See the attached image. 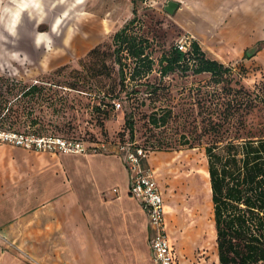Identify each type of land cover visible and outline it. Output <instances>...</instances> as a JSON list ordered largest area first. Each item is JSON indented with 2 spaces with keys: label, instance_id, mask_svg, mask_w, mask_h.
Instances as JSON below:
<instances>
[{
  "label": "rangeland",
  "instance_id": "374dc122",
  "mask_svg": "<svg viewBox=\"0 0 264 264\" xmlns=\"http://www.w3.org/2000/svg\"><path fill=\"white\" fill-rule=\"evenodd\" d=\"M167 1L181 3L173 15L164 10ZM185 1H87V9L114 10L112 17H117L118 27L129 24V33L147 41L152 68L131 80L126 75L132 72L134 60L125 50L115 53V28L101 33L76 22L75 0H66L67 15L29 0H0V77L21 86L43 87L37 103L29 104L31 109L25 104L28 98H22L24 102L19 99L15 104L28 107L25 111L10 119L2 113L0 129L79 141L88 150L64 154L8 144H0V148L22 152L21 191L33 190L41 196L49 193L52 201L63 198L79 203L91 214L89 229L97 231L127 230L117 200L125 163L113 146L129 144L149 150L145 166L155 171L179 264H216L205 156L211 137L204 129L211 117H225L224 98L217 101L219 88L253 92L264 102V27L258 38L248 30L242 36L237 34L233 14L238 0H223L215 26H202L187 15ZM248 2L244 0L246 6ZM117 9L120 14L115 13ZM110 12L97 15L110 18ZM182 35L193 36L206 57L229 69L222 83H213L209 74L194 75V68L186 63L162 73L161 57L169 54ZM50 87L55 90L54 106H50ZM17 88L14 94L18 95ZM6 95L12 99L8 92ZM167 110L172 112L167 122L161 125L159 120V126L153 127L149 116L156 113L159 119ZM243 112L240 108L234 115L235 124L242 118L249 127L262 121L255 110L245 117ZM129 116L132 139L125 125ZM245 134L238 132L241 137ZM151 144L160 149L153 150Z\"/></svg>",
  "mask_w": 264,
  "mask_h": 264
},
{
  "label": "crops",
  "instance_id": "0c3cea01",
  "mask_svg": "<svg viewBox=\"0 0 264 264\" xmlns=\"http://www.w3.org/2000/svg\"><path fill=\"white\" fill-rule=\"evenodd\" d=\"M87 1L75 0L76 22L101 33L119 30L122 24L117 26V17H112L114 10L87 9ZM29 2L53 9L55 14L68 13L66 0ZM175 2L179 9L180 1ZM185 3L189 7L187 15L196 18L202 26L213 28L219 21L223 0H186ZM245 6L244 0H238L233 14L237 34L242 36L248 30L250 36L258 38L264 27V0H250ZM119 11L115 13L120 14ZM108 12L110 18L100 16ZM21 154L0 148V264H154L149 247L152 233L146 214L129 195L126 167L120 171L123 189L118 192L117 200L127 230L97 231L89 229L91 214L85 213L79 203H68L63 198L52 201L49 193L41 196L33 190H20L19 174L24 169L20 165ZM176 264H179L177 257ZM216 264H219L217 251Z\"/></svg>",
  "mask_w": 264,
  "mask_h": 264
},
{
  "label": "trees",
  "instance_id": "16d2710c",
  "mask_svg": "<svg viewBox=\"0 0 264 264\" xmlns=\"http://www.w3.org/2000/svg\"><path fill=\"white\" fill-rule=\"evenodd\" d=\"M130 25H124L112 37L115 53L126 51L134 60L130 76L134 80L145 71H150L152 60L146 54L147 41L136 34L129 33ZM120 64V61H117ZM160 63L164 64L162 73L174 71L184 63L194 68L193 74H209L215 84L223 82L229 69L215 59L204 55L199 44L192 41L191 52L187 55L175 46L168 55H163ZM121 75L123 76L122 72ZM124 80V79H123ZM19 87V88H17ZM20 93L14 94V91ZM43 87L37 84L18 85L14 80L0 77V115L10 119L25 111L24 105L15 102L24 100L26 106L37 103ZM50 106H54L55 90L51 87ZM217 101L223 98L224 118L211 117L204 129L209 133L210 141L205 146L207 174L212 204L213 229L219 264H264V102L253 92L218 89ZM9 93L12 99H9ZM8 96V97H7ZM257 102V103H256ZM259 103L261 105L259 106ZM244 111V117L252 111L260 113L262 121L249 127L245 120L238 124L232 121L235 114ZM159 119L156 113L149 116L153 127L167 122L172 112L165 111ZM129 139L134 135L131 116L125 121ZM246 131L245 136L238 132ZM253 132V133H252ZM153 150H159L157 144H151Z\"/></svg>",
  "mask_w": 264,
  "mask_h": 264
},
{
  "label": "built area",
  "instance_id": "2783aa9c",
  "mask_svg": "<svg viewBox=\"0 0 264 264\" xmlns=\"http://www.w3.org/2000/svg\"><path fill=\"white\" fill-rule=\"evenodd\" d=\"M136 26V23H134ZM193 36L182 35L174 46L182 53L191 52ZM131 72L126 76H130ZM119 109L120 104L114 103ZM0 144H8L26 150H48L64 154H84L87 147L79 141L66 140L56 136L27 135L0 129ZM109 145H111L109 143ZM103 148L108 149L102 145ZM114 149L123 155L128 172V192L137 200L146 214L147 223L151 230L149 247L154 264H176V253L167 231L165 204L161 189L157 183L155 171L145 166L149 150L141 147H130L129 144H115Z\"/></svg>",
  "mask_w": 264,
  "mask_h": 264
},
{
  "label": "water",
  "instance_id": "95a60500",
  "mask_svg": "<svg viewBox=\"0 0 264 264\" xmlns=\"http://www.w3.org/2000/svg\"><path fill=\"white\" fill-rule=\"evenodd\" d=\"M179 4L175 1H167L164 10L169 14L173 15L174 12L178 9Z\"/></svg>",
  "mask_w": 264,
  "mask_h": 264
},
{
  "label": "clouds",
  "instance_id": "9594fccd",
  "mask_svg": "<svg viewBox=\"0 0 264 264\" xmlns=\"http://www.w3.org/2000/svg\"><path fill=\"white\" fill-rule=\"evenodd\" d=\"M7 11V10H6Z\"/></svg>",
  "mask_w": 264,
  "mask_h": 264
}]
</instances>
